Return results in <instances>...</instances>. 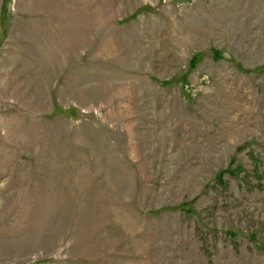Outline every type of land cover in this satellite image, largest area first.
<instances>
[{
	"label": "rangeland",
	"instance_id": "rangeland-1",
	"mask_svg": "<svg viewBox=\"0 0 264 264\" xmlns=\"http://www.w3.org/2000/svg\"><path fill=\"white\" fill-rule=\"evenodd\" d=\"M0 264H264V0H0Z\"/></svg>",
	"mask_w": 264,
	"mask_h": 264
}]
</instances>
